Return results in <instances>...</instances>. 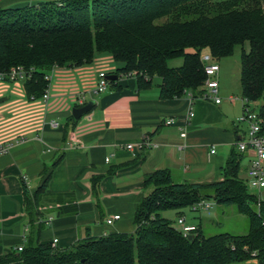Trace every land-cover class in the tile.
Masks as SVG:
<instances>
[{
	"label": "trees",
	"instance_id": "obj_1",
	"mask_svg": "<svg viewBox=\"0 0 264 264\" xmlns=\"http://www.w3.org/2000/svg\"><path fill=\"white\" fill-rule=\"evenodd\" d=\"M245 42L249 50L241 52V93L250 103L262 101L257 114L264 134V0H61L37 7L0 6V73L24 69L29 101L41 100L54 68L91 65L101 55L119 64L113 75L134 77L137 88H148L159 77L162 100L184 95L194 100L201 98L207 78L203 50L220 60ZM175 58L181 66L169 67ZM2 82L12 81L5 77ZM108 85L118 89L116 80ZM241 158L231 153L221 180L207 184L174 183L168 170L152 172L144 186L153 189L136 209L132 233L87 236L68 248L39 237L43 209L54 207L57 217L78 213L73 193L48 192L57 159L33 193L23 182L25 210L36 236L21 252L0 256V264H232L250 259L264 264V200L239 179ZM100 180L92 178L95 192ZM208 199L235 206L248 218V232L207 237L199 226L188 240L161 216L165 210L197 211L194 207Z\"/></svg>",
	"mask_w": 264,
	"mask_h": 264
},
{
	"label": "crops",
	"instance_id": "obj_2",
	"mask_svg": "<svg viewBox=\"0 0 264 264\" xmlns=\"http://www.w3.org/2000/svg\"><path fill=\"white\" fill-rule=\"evenodd\" d=\"M60 1L0 0V6L37 7ZM117 67L108 55L95 57L91 65L56 67L46 105L27 100L23 85L14 83L11 88L0 81V99H5L0 102V145H11L0 155V256L35 238L36 227L25 210L23 182L33 193L57 159L48 192L73 193L78 205L74 216L57 217L54 207L42 210V221L50 222L40 229V240L47 243L55 238L59 248L87 236L132 233L136 209L153 189L144 182L156 170H168L174 183L217 182L235 152L241 155L240 169L246 174L253 152L241 153L236 146L247 134V125L237 121L241 99L228 95L218 105L188 95L162 100L161 78H153L148 88H137L132 76H119L118 89L94 94L98 72L113 75ZM78 93L93 107L74 122L70 117ZM190 111L194 116L188 119ZM52 120L60 126L50 127ZM168 120L171 125L165 124ZM128 144L133 150L126 148ZM97 176L101 180L95 192L92 178ZM116 215L120 219L107 225L106 219ZM180 217L185 219L181 213ZM185 224L203 230L201 222L195 225L185 219ZM239 264L258 262L250 259Z\"/></svg>",
	"mask_w": 264,
	"mask_h": 264
},
{
	"label": "built area",
	"instance_id": "obj_3",
	"mask_svg": "<svg viewBox=\"0 0 264 264\" xmlns=\"http://www.w3.org/2000/svg\"><path fill=\"white\" fill-rule=\"evenodd\" d=\"M210 59L209 55H202L201 60L203 63H205L204 71L206 74V80L203 84V91L201 98L206 101H212L214 104L218 105L221 103V97L219 95V83L215 79V76L217 75L219 71V66L217 64H207L206 62ZM55 69V68H54ZM53 69V70H54ZM52 70V71H53ZM52 71L48 74V81L49 86L48 89L44 92L41 101L44 105H46L50 99V86L52 81ZM97 81L95 83L93 93L96 95L105 93L110 82L108 80L109 74L105 71H99L97 75ZM5 77L9 78L11 81L15 80H24L26 78V72L21 67L12 68L8 73L3 74L0 73V81L4 79ZM229 100H234V98H230ZM74 107L75 108H81L84 107L87 104L86 97L83 93H78L74 97ZM242 102V114L238 118V123H243L247 125V134L246 136L237 142V149L239 152L243 153L248 150H251L253 152V157L250 162V166L246 172L248 181L252 188L260 190L264 189V134L261 133V127H260V120L258 117V114L251 111L249 106L250 102H248L245 98L241 99ZM194 116V113L192 111L189 112L188 119H191ZM172 120H168L165 122L167 125L172 124ZM50 127L52 128H58L60 124L57 121H50L49 122ZM181 137H185V134H182ZM17 143L20 141H16ZM149 143L146 145L148 146ZM152 145V144H149ZM11 145L10 144H2L0 145V155L6 154L10 150ZM68 147H73L71 144H69ZM126 148L128 150H133V146L131 144L126 145ZM214 149L211 151V153H214ZM106 162L109 161V159L105 160ZM194 208H205L209 209L210 206L205 204V202L198 203ZM120 216H112L108 219H106V224L111 225L116 220H119ZM50 219L45 222V224H49ZM178 225L180 226L179 231L184 235L192 234L197 230L196 226L192 225H186L184 217H180L178 219ZM52 246H57L58 240L52 239L51 241ZM17 252H21L23 250L22 246H19L15 249Z\"/></svg>",
	"mask_w": 264,
	"mask_h": 264
},
{
	"label": "rangeland",
	"instance_id": "obj_4",
	"mask_svg": "<svg viewBox=\"0 0 264 264\" xmlns=\"http://www.w3.org/2000/svg\"><path fill=\"white\" fill-rule=\"evenodd\" d=\"M242 48L245 52L249 50L248 42H245L243 46H236L233 53L230 56L221 58L220 60H213L211 57L206 62L207 64H217L219 66V71L215 76V79L219 83V95L221 98H225L228 95L235 96L242 99L241 86H240V58ZM209 55L207 50H203L202 55ZM210 56V55H209ZM182 60L180 58H175L168 61V66L176 68L181 66ZM156 79V77H154ZM17 83L19 86L23 85V80H15L9 82L10 87ZM262 105V101L257 100L251 102L249 108L251 111L258 113ZM240 116L242 114V109L240 103ZM246 125H243L245 128ZM244 160V159H243ZM244 165L243 162L241 164ZM238 177L243 181L249 193L255 194L259 199L264 200V189H254L251 187L247 175L240 169ZM205 204L209 205V209L201 208L197 211H192L189 208H184L180 210H165L161 215L172 222L173 227L180 226L177 224V218L179 213L185 216L186 221H192L195 225L200 224L203 228V233L205 236H213L221 233H230L233 235H244L248 232L249 222L246 216L239 214L235 206H223L218 205L212 199L205 201ZM212 219V223L208 220ZM241 263V262H240ZM239 264V263H232Z\"/></svg>",
	"mask_w": 264,
	"mask_h": 264
},
{
	"label": "water",
	"instance_id": "obj_5",
	"mask_svg": "<svg viewBox=\"0 0 264 264\" xmlns=\"http://www.w3.org/2000/svg\"><path fill=\"white\" fill-rule=\"evenodd\" d=\"M117 77L114 75H109L108 76V80L109 81H113L116 80ZM5 99H0V102H3ZM93 107V103L89 102L87 103L84 107L81 108H73L72 110V117L75 120H79L82 116L86 115ZM188 240H192L193 236L191 234H188L185 236Z\"/></svg>",
	"mask_w": 264,
	"mask_h": 264
}]
</instances>
